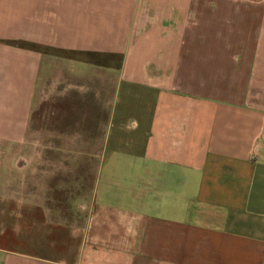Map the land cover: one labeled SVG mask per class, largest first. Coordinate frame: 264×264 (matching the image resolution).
<instances>
[{
  "label": "crops",
  "instance_id": "crops-1",
  "mask_svg": "<svg viewBox=\"0 0 264 264\" xmlns=\"http://www.w3.org/2000/svg\"><path fill=\"white\" fill-rule=\"evenodd\" d=\"M35 137L75 156L18 167L0 264H264V0H0V153Z\"/></svg>",
  "mask_w": 264,
  "mask_h": 264
},
{
  "label": "rangeland",
  "instance_id": "rangeland-1",
  "mask_svg": "<svg viewBox=\"0 0 264 264\" xmlns=\"http://www.w3.org/2000/svg\"><path fill=\"white\" fill-rule=\"evenodd\" d=\"M37 116V118H36ZM34 116L32 124L33 127L39 128L44 130V106H42L37 113V115ZM43 132V131H42ZM34 146H40L42 148L41 153H38L36 155L35 152L29 150ZM44 147H45V139L44 137H35L33 139H26L22 144H12L10 142L4 143L2 146L3 148V153H0V161L4 163V166L6 169L4 170L5 177H4V184L0 185V213L3 212L4 214L3 217L0 218L2 222H4L5 226L8 227L9 231L15 230L17 231L18 227L14 226L16 219L14 218V215L18 213L19 208H23L24 205H27L28 203V193L33 192L35 189L34 186H30L29 184V169H19L18 167L21 164L24 165H29L30 162L34 161H48L50 160H55V161H68L74 159L75 155H70V154H45L44 152ZM46 158V159H45ZM88 160V158L84 159ZM13 163H16V167L13 165ZM44 173V170H42ZM75 171H69V174H73ZM87 171H83V173H86ZM76 175V174H75ZM90 176H86L83 178V180L79 179V182L76 181V183H81L84 186L85 192L87 196L91 193L89 190L90 188ZM62 179L56 178L53 179V181L58 180L60 182L64 181L65 183L71 184L69 186V193H75V189L72 186L75 183L74 177H64ZM2 182V183H3ZM73 187V188H72ZM74 191V192H73ZM68 193V194H69ZM52 198H54L57 201H54V203H48L50 205H57V206H63L66 205V202L64 201L63 203L59 202L60 198H66L67 193H54L51 195ZM17 198H24L22 201H12ZM51 198V197H50ZM68 204L75 205L76 203L68 202ZM74 206V207H75ZM55 222H60V218L56 217L53 218ZM76 222V221H75ZM76 224V223H75Z\"/></svg>",
  "mask_w": 264,
  "mask_h": 264
}]
</instances>
